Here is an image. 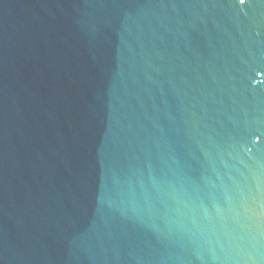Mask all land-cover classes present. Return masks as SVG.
<instances>
[{
    "label": "water",
    "instance_id": "95a60500",
    "mask_svg": "<svg viewBox=\"0 0 264 264\" xmlns=\"http://www.w3.org/2000/svg\"><path fill=\"white\" fill-rule=\"evenodd\" d=\"M0 264H264V0H0Z\"/></svg>",
    "mask_w": 264,
    "mask_h": 264
}]
</instances>
